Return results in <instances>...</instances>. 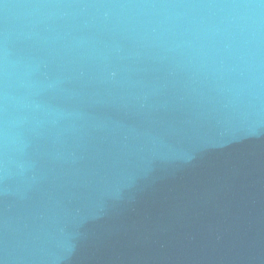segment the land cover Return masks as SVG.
I'll return each instance as SVG.
<instances>
[{
	"label": "water",
	"instance_id": "95a60500",
	"mask_svg": "<svg viewBox=\"0 0 264 264\" xmlns=\"http://www.w3.org/2000/svg\"><path fill=\"white\" fill-rule=\"evenodd\" d=\"M0 264H264V0H0Z\"/></svg>",
	"mask_w": 264,
	"mask_h": 264
}]
</instances>
